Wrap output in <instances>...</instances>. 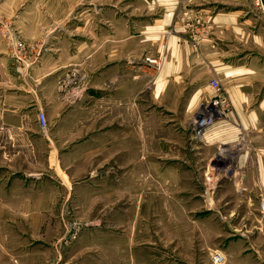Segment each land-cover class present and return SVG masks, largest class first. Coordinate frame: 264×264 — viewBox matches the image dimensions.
Instances as JSON below:
<instances>
[{
  "label": "crops",
  "instance_id": "0c3cea01",
  "mask_svg": "<svg viewBox=\"0 0 264 264\" xmlns=\"http://www.w3.org/2000/svg\"><path fill=\"white\" fill-rule=\"evenodd\" d=\"M232 1L47 0L46 13L40 12L39 0L26 2L30 12H14L23 7L22 0L1 3L0 25L39 52L36 62L24 68L0 37V166H14L9 175H0V213H29L38 206L21 179L11 176L23 165V150L30 163L35 155L44 156L52 182H71L81 167H94L86 179L94 181V190L81 198H93L101 213L118 212L120 166L126 167L133 195L136 165L145 167L152 213L168 211L162 209L169 198L167 182L182 178L197 184L180 193L175 205L181 213H198L200 206L215 207L198 185L197 167L207 160L203 151L240 130L252 135L253 152L237 159L236 191L246 203L254 195L264 203V32L255 36L260 56L253 67L224 62L230 52L226 40L247 34L229 8ZM195 18L208 22L205 33H210L201 45ZM145 55L159 56L160 68L143 61ZM71 70L74 82L63 83ZM213 77L223 83L231 111L216 118L197 141L190 117L209 95ZM37 111L45 117L44 131ZM43 196L54 198L56 192ZM261 212L258 206V264H264Z\"/></svg>",
  "mask_w": 264,
  "mask_h": 264
},
{
  "label": "rangeland",
  "instance_id": "374dc122",
  "mask_svg": "<svg viewBox=\"0 0 264 264\" xmlns=\"http://www.w3.org/2000/svg\"><path fill=\"white\" fill-rule=\"evenodd\" d=\"M6 1L9 0H0V4ZM28 1L22 0L20 6L23 7L18 9L16 6L14 12L21 8L30 12L31 7L26 6ZM232 2L229 8L235 11L237 23L247 34L246 40L232 36L226 40L225 49L230 52L224 54L223 60L242 68L253 67L260 56L255 47V36L260 30L264 32V19L249 0ZM38 3L40 12L46 13L47 0ZM207 24L199 21V45L208 39ZM218 82L226 98L225 115L231 111L230 104L223 83ZM208 92L196 109L211 98L210 88ZM251 136L240 130L235 137L215 142L203 151V158L207 160L197 167L198 185L203 196L212 197L215 207L200 206L198 213H181L175 205L180 193L191 191L197 184V181L186 182L184 178L167 182L169 198L167 207L162 209L168 211L152 213L153 208L146 202L149 183L144 180L145 167L137 165L133 195L126 181V167L120 166L117 172L120 180L118 212L101 213L99 207H94L93 198H81L91 187L94 190V181L86 180L94 167H81L79 178L71 182L55 179L52 182L44 156L35 155L30 163L23 150V165L16 167L19 171L11 176L21 179L20 185L28 191L26 194L32 205L38 206L29 213H0V264H214L210 259L213 253L223 256L221 264H258L254 255L258 253L255 227L258 225V206L262 211L259 215L264 218L261 207L264 203L258 204L257 195L246 203L239 197L238 184L234 183L238 175L237 159L253 152ZM196 140L200 141V138ZM227 163L231 164L229 170ZM13 170L14 166H0V175L7 176ZM53 190L56 192L54 198L43 196ZM67 192L69 197L66 199ZM26 200L23 198V202ZM130 236L133 239H129ZM235 255L248 258L240 260Z\"/></svg>",
  "mask_w": 264,
  "mask_h": 264
},
{
  "label": "built area",
  "instance_id": "2783aa9c",
  "mask_svg": "<svg viewBox=\"0 0 264 264\" xmlns=\"http://www.w3.org/2000/svg\"><path fill=\"white\" fill-rule=\"evenodd\" d=\"M249 1L253 9L264 16V0ZM199 21L200 19L198 18H195L192 21V25L197 29H199ZM185 24L187 26H191L190 21H187ZM0 35L5 41L8 42L9 55L12 56L13 59L18 62L22 67L27 68L31 66L34 62H36L39 51L35 44H33L32 42H26L20 37L15 36L12 29L7 25L1 26ZM142 59L143 61L151 64L153 66V69L158 70L160 68L161 58L159 56L145 55ZM75 73L76 71H69L63 83H67L69 81H72L73 83V80L76 77ZM74 85L77 86L76 83ZM208 86L212 91L211 98L201 104L197 109H195V111L190 117V127L192 131V137L194 139L201 138L205 129L210 126L215 120L216 115L217 117L221 116L223 114L224 109L226 108V98L221 93V86L218 80L214 77L210 78L208 80ZM36 117L39 123L40 130L44 131L46 124L45 117L42 111H37ZM230 165L231 164L227 165L228 170ZM263 205L264 204H262L261 206L262 209H264ZM210 259L214 264H221L224 260L223 256L219 255L218 253H213L210 256Z\"/></svg>",
  "mask_w": 264,
  "mask_h": 264
},
{
  "label": "bare ground",
  "instance_id": "6f19581e",
  "mask_svg": "<svg viewBox=\"0 0 264 264\" xmlns=\"http://www.w3.org/2000/svg\"><path fill=\"white\" fill-rule=\"evenodd\" d=\"M219 155H221L220 157H222V155H223L222 151L219 152ZM212 166H213L212 168H214V170H215L216 168H215V164L214 163H213Z\"/></svg>",
  "mask_w": 264,
  "mask_h": 264
}]
</instances>
